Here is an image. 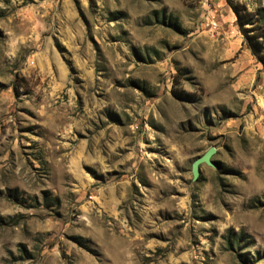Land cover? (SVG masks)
<instances>
[{
	"label": "rangeland",
	"instance_id": "obj_1",
	"mask_svg": "<svg viewBox=\"0 0 264 264\" xmlns=\"http://www.w3.org/2000/svg\"><path fill=\"white\" fill-rule=\"evenodd\" d=\"M0 264H264V71L227 0H0Z\"/></svg>",
	"mask_w": 264,
	"mask_h": 264
},
{
	"label": "trees",
	"instance_id": "obj_2",
	"mask_svg": "<svg viewBox=\"0 0 264 264\" xmlns=\"http://www.w3.org/2000/svg\"><path fill=\"white\" fill-rule=\"evenodd\" d=\"M227 2L236 15V23L244 37V42L252 55L262 64L264 71V14H262L264 9L252 11L244 3H236L233 0ZM172 93L177 98L186 94L177 87H174ZM242 236L240 235L238 240H241Z\"/></svg>",
	"mask_w": 264,
	"mask_h": 264
},
{
	"label": "water",
	"instance_id": "obj_3",
	"mask_svg": "<svg viewBox=\"0 0 264 264\" xmlns=\"http://www.w3.org/2000/svg\"><path fill=\"white\" fill-rule=\"evenodd\" d=\"M215 153V148L212 146L210 148H208V150L202 154L201 156H199L198 158H196L193 163H192V174H193V178L196 179L200 173V164L201 163H207L209 165L212 164L211 161V156Z\"/></svg>",
	"mask_w": 264,
	"mask_h": 264
},
{
	"label": "built area",
	"instance_id": "obj_4",
	"mask_svg": "<svg viewBox=\"0 0 264 264\" xmlns=\"http://www.w3.org/2000/svg\"><path fill=\"white\" fill-rule=\"evenodd\" d=\"M215 25V24H214Z\"/></svg>",
	"mask_w": 264,
	"mask_h": 264
}]
</instances>
